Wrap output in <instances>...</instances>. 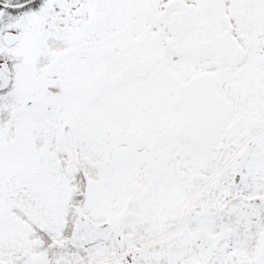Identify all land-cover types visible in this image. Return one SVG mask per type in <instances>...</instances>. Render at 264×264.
I'll return each mask as SVG.
<instances>
[{
  "label": "snow or ice",
  "instance_id": "6c2138e0",
  "mask_svg": "<svg viewBox=\"0 0 264 264\" xmlns=\"http://www.w3.org/2000/svg\"><path fill=\"white\" fill-rule=\"evenodd\" d=\"M0 264H264V0H0Z\"/></svg>",
  "mask_w": 264,
  "mask_h": 264
}]
</instances>
